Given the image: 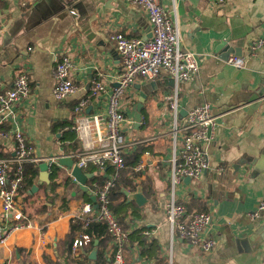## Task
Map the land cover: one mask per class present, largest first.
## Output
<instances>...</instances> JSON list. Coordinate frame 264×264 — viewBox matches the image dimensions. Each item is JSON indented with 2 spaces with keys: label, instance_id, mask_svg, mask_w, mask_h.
<instances>
[{
  "label": "crops",
  "instance_id": "obj_1",
  "mask_svg": "<svg viewBox=\"0 0 264 264\" xmlns=\"http://www.w3.org/2000/svg\"><path fill=\"white\" fill-rule=\"evenodd\" d=\"M161 1L178 23L182 48L195 52L200 62L193 79L178 83L180 124H185L189 110L204 102L211 103L219 116V126L206 146L211 167L201 179L185 181L186 188L181 185L177 191L190 212L212 213L209 234L217 244L204 253L172 237L166 203L173 120L166 97L176 92L177 84L168 75L155 81L138 78L128 90L137 98L124 106V130L126 154L141 148L143 167L137 169L140 161L138 174L128 173L114 198L130 237L124 250L126 264H264V209L258 210L264 202V50L249 56L251 42L264 37V0ZM116 34L150 38L147 14L126 0H0V89H9L19 67L29 60L32 103L30 110L22 103L18 106V120L36 156L75 154L64 150L74 133L81 146L72 128L75 106L89 93L93 74H102L109 91L117 84L121 60L113 39ZM30 47L33 51L28 54ZM63 54L75 62L72 76L79 90L57 100L52 89L57 58ZM233 55L246 58L243 67L227 61ZM140 86L148 97L138 126L134 107ZM90 107V115L105 113L107 97L94 100ZM12 125L0 120V159L15 155L14 138L1 134ZM156 158L160 163L154 162ZM34 164L39 168L34 185L18 195L33 226L20 229L0 245V264H108V253L114 250L111 238L106 261L99 257L98 246L67 250L65 239L73 218L82 205L92 202L74 180L72 169L58 163L47 172L40 163ZM89 167L84 169L91 174L89 179L98 178V170ZM89 179L87 186L95 194L97 182L90 185ZM137 192L143 201L135 198ZM254 212L259 215L253 217ZM0 218H10L3 213L1 198ZM137 231L154 240L153 245L140 244L132 236Z\"/></svg>",
  "mask_w": 264,
  "mask_h": 264
},
{
  "label": "built area",
  "instance_id": "obj_2",
  "mask_svg": "<svg viewBox=\"0 0 264 264\" xmlns=\"http://www.w3.org/2000/svg\"><path fill=\"white\" fill-rule=\"evenodd\" d=\"M145 12L152 26V36L147 39L126 37L116 34L113 39L121 60V70L117 76V84L109 91L102 74H93L89 93L79 98L75 106V124L81 150L73 155L61 154L49 159L36 156V148L28 140L19 122L18 106L22 103L25 109L31 108V68L29 60H25L17 70L13 84L9 89H0V120L13 122L8 131L2 135H11L15 140V155L0 159V198L5 216L0 218V245L8 243L11 236L26 227H32V220L23 212L18 202V195L24 181V165L47 161L51 167L58 164L63 156L76 157V165L85 169L90 162L98 166L99 175L104 178L101 186L95 184L97 208L93 202H86L77 211L75 217H86L84 228L91 221L107 225L112 246L108 264H126L124 250L129 242V232L119 221L112 209V191L117 187L121 171L125 168V155L128 142L124 133L127 119L125 104L132 102L137 96L128 95L129 88L138 78L155 81L162 75L172 77L176 82V92L166 97L170 102L173 127L171 131L172 155L170 163L172 175L170 194L166 203V220L170 226L172 237L177 236L192 249L210 253L217 240L209 234V226L213 221L210 211L190 212L184 202L177 198L179 186L186 188L185 181L201 179L211 167L206 146L212 138V132L219 126V116L209 102H204L189 110L185 124L179 122L178 83L193 79L200 69L197 54L181 46V32L161 0H126ZM224 4L229 0H214ZM264 50V37L251 42L249 56H258ZM33 51L30 47L28 54ZM235 67H243L246 58L233 55L227 60ZM75 62L68 54L57 58L55 83L52 94L57 100H64L77 93L79 87L72 76ZM107 97L105 113L90 115L87 110L90 104L100 97ZM181 137V138H180ZM156 158L155 163H160ZM112 167L108 172L107 167ZM143 161L137 165L140 170ZM74 180L78 183L74 177ZM264 209L261 202L258 210ZM258 212L252 214L258 216ZM92 240L89 234H81L73 244V252L83 249ZM172 260V258H171Z\"/></svg>",
  "mask_w": 264,
  "mask_h": 264
},
{
  "label": "trees",
  "instance_id": "obj_3",
  "mask_svg": "<svg viewBox=\"0 0 264 264\" xmlns=\"http://www.w3.org/2000/svg\"><path fill=\"white\" fill-rule=\"evenodd\" d=\"M75 134V133H74ZM72 134V143L65 145V152H79L81 150V146L79 145V141L76 140V134ZM80 140V139H79ZM143 150L141 148L135 150L131 154H126L125 155V161L126 165L125 168L121 171V177L117 181V187L113 189L112 191V209L117 214V217L119 221L123 224L122 217L120 216V210H119V205L114 204V198H116L119 193L118 189L122 185V181L126 179L128 173H132L133 175H137L138 173L136 172V165L141 161V157L143 154ZM89 166H94L93 168H90ZM89 167V170H94L96 168L98 170V166L95 165L94 163L90 162L87 168ZM54 168V167H53ZM38 166L35 165L34 163H26L24 165V181L21 186V190L29 189L31 188L34 183H35V178L37 176V171H38ZM56 169V167L54 168ZM108 172H112V167L108 166L106 169ZM101 186L102 182L104 181V178L102 176L94 177L89 179V184L93 185L95 182ZM129 181V180H128ZM94 182V183H93ZM131 184V181H129ZM128 184V183H127ZM95 190L97 187L94 185ZM134 188V187H132ZM123 194V192H121ZM120 193V194H121ZM201 211H206V210H201ZM86 217H74L71 223V229L65 239V244L67 246V250L69 252L73 251V244L77 236H80L81 234H89L92 238V240L88 243L89 248L95 247V241L99 240L98 242V248H99V257H101L104 261L107 259L104 256V253L108 250V241L110 240L111 236L108 232L107 225L102 223V222H96V221H91L89 226L87 228H84V221ZM124 226V225H123ZM132 236H137L135 239L139 241L140 244H144L145 242L149 243L150 246L153 245L154 240H149L147 234L144 232L137 231L132 234ZM164 262V261H163ZM166 264V263H165Z\"/></svg>",
  "mask_w": 264,
  "mask_h": 264
},
{
  "label": "water",
  "instance_id": "obj_4",
  "mask_svg": "<svg viewBox=\"0 0 264 264\" xmlns=\"http://www.w3.org/2000/svg\"><path fill=\"white\" fill-rule=\"evenodd\" d=\"M74 1H76V0H74ZM73 5H75V4H73ZM72 6H70L68 8L69 11H71V7ZM65 7H67V6L65 5ZM231 53H234V52L232 51ZM138 88L141 89V96L139 98V101H138L137 105L134 107V110H135V120H136L137 125L139 126L141 124L142 118H143V115H142V107L145 104V101H146V99L148 97V93H147V91L144 88H142V86H140ZM90 110H91V107L88 108V111H90ZM188 112H187V114H188ZM58 162H59V164H61L63 166H67V167H69V168L72 169L71 175L73 177H75L76 180L79 182V187L82 190H84L85 192H88L90 194L91 200L94 203V207L97 208V197H96V194H93L89 190V188L87 186V182H88V179H89V175H91V174L85 173V171H84L83 168H81L78 165H76L74 158L71 157V156H63V157H60L59 160H58ZM50 167H51V165L47 161H43V162L40 163V168L42 170H44V171H47L48 172L50 170ZM187 181H190V179L187 178ZM135 198L137 200H139V201H143V198H142V195L140 194V192H137ZM95 244L97 246L98 245V242L96 241ZM95 251L96 250H94L93 252H95Z\"/></svg>",
  "mask_w": 264,
  "mask_h": 264
},
{
  "label": "rangeland",
  "instance_id": "obj_5",
  "mask_svg": "<svg viewBox=\"0 0 264 264\" xmlns=\"http://www.w3.org/2000/svg\"><path fill=\"white\" fill-rule=\"evenodd\" d=\"M129 95H130V94L126 95L125 97H126V98H129ZM172 128H174V127H172ZM135 131H136V130H135ZM124 133H125V130H124ZM180 138H181V137H180Z\"/></svg>",
  "mask_w": 264,
  "mask_h": 264
}]
</instances>
